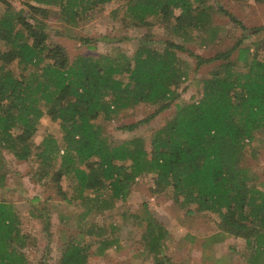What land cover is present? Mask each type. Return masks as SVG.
Returning a JSON list of instances; mask_svg holds the SVG:
<instances>
[{
  "label": "trees",
  "instance_id": "16d2710c",
  "mask_svg": "<svg viewBox=\"0 0 264 264\" xmlns=\"http://www.w3.org/2000/svg\"><path fill=\"white\" fill-rule=\"evenodd\" d=\"M21 1L25 7L15 10L7 3L0 17V38L9 47L0 49V188L9 173L1 153L4 148L19 160L35 156L39 162L35 177L43 183L57 172L73 178V192L64 193V198L69 203L79 200L84 207L77 221L81 234L62 250L57 264H87L92 245L84 241L85 234L100 238L96 255L119 244L121 225H113L106 235L104 227L85 229L84 223L90 215L95 218L114 209L115 200L126 199L137 176L147 173H155L156 183L171 189L182 206L196 205L199 212L218 215L220 233L202 242L206 261L231 264L230 251L219 256L216 245L239 236L253 250L249 264H264V191L249 183L253 179L249 169L239 164L247 145L264 131V42L241 46V41L205 59L223 62L200 79L201 97L176 102L181 96L177 87L188 79L176 56L181 45L157 46L158 42L141 38L133 55L88 52L71 60L65 47L48 42L46 24L31 22L25 14L26 8L41 15L54 9L60 20L78 27L94 8L119 0ZM126 9L132 22L150 25L151 17L159 18L166 27L186 35L184 40L191 38L193 30L201 44L218 36L207 0H129ZM177 9L180 14L171 26ZM195 10L194 21L184 23V16ZM236 49L237 57L230 60ZM14 61L24 76L10 68ZM174 102L175 114L153 133L149 144L140 136L116 143L97 121L141 103L156 105L145 119L121 126L132 131ZM46 115L59 124L62 137L46 133L36 143L33 137ZM147 212L139 234L154 264H164L170 260L167 253L173 241ZM34 216L41 218L44 213ZM68 219L61 215L63 223ZM29 244L20 213L0 196V264H31L25 252Z\"/></svg>",
  "mask_w": 264,
  "mask_h": 264
},
{
  "label": "rangeland",
  "instance_id": "374dc122",
  "mask_svg": "<svg viewBox=\"0 0 264 264\" xmlns=\"http://www.w3.org/2000/svg\"><path fill=\"white\" fill-rule=\"evenodd\" d=\"M128 1L119 0L106 5L103 9L94 8L78 27L60 20L59 12L54 9H51L48 15H41L26 8L25 14L31 22L39 20L45 23L49 35L48 42L51 45L61 44L65 47L71 60L79 54L88 52L95 54L122 52L133 55L141 38L151 43L158 42L157 46L166 43L181 45L176 49V56L182 68L187 70L188 79L177 87L181 96L176 102H188L201 97L200 79L223 62L220 59L207 62L205 59L219 52L228 51L241 41V46L250 45L254 41L264 42V29H259L264 26V2L207 0V5L213 8L211 21L213 27L217 29L218 36L207 44H201L195 30L191 32L190 39L184 40L186 35L166 27L164 21L159 18L151 17L150 25L132 22L126 9ZM7 3H11L15 10L25 7L21 0H1L0 17L5 12ZM197 6L198 4L194 3V7ZM179 14L180 10H173L171 26L175 24V16ZM195 15L196 10L184 16V23L194 21ZM82 37H88L90 41L86 43L81 40ZM91 45H94L95 49H89ZM8 48L6 42L0 38V49L6 51ZM251 50L254 51V47ZM237 55L236 49L230 60ZM198 61L201 62L199 66ZM10 68L19 77L24 76L16 61ZM176 102L153 119L140 123L132 131L122 129L121 126L145 119L155 111L156 105L141 103L122 109L111 118L100 116L97 121L105 126L116 143L140 136L149 144L153 133L175 114ZM46 133H53L60 139L63 133L59 124L47 115L41 119L38 131L33 137L34 141L40 142ZM1 153L7 160L9 173L4 187L0 188V196L13 203L22 217L23 233L31 243L25 248L30 263L57 264L62 250L72 239L80 238L81 234L77 221L84 207L79 200L69 203L68 198H64L65 194L71 196L73 192V178L57 172L48 176L43 183L35 177L39 167L35 156L28 160H19L5 148ZM239 164L249 169L253 178L249 183H255L264 191V131L258 132L257 139L247 145ZM83 166L88 167L86 164ZM115 202L114 209L107 210L95 218L93 215L88 216L84 225L85 229L102 226L107 231L106 235L113 230V225H121L123 229L117 233L119 244L108 248L103 255H96L94 251L98 245L97 239L100 238L85 234L84 241L92 245L88 252L87 264H154L152 253L146 249L138 228L141 226V220L146 218L147 211L154 216L158 224L167 229L169 238L173 241L167 253L170 260L164 264H213L204 258L202 242L220 233V218L215 213L199 212L196 205L182 206L177 202L171 189L156 183L155 173L137 176L126 199H116ZM39 213H44V217L34 216ZM61 215L69 217L67 224L62 222ZM216 246L219 256L230 251L228 261L231 264H249L247 259L253 250L242 237L229 236L224 244L219 243Z\"/></svg>",
  "mask_w": 264,
  "mask_h": 264
}]
</instances>
